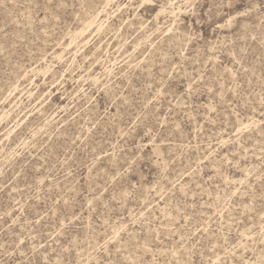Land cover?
Wrapping results in <instances>:
<instances>
[{"label": "rangeland", "instance_id": "rangeland-1", "mask_svg": "<svg viewBox=\"0 0 264 264\" xmlns=\"http://www.w3.org/2000/svg\"><path fill=\"white\" fill-rule=\"evenodd\" d=\"M0 264H264V0H0Z\"/></svg>", "mask_w": 264, "mask_h": 264}]
</instances>
